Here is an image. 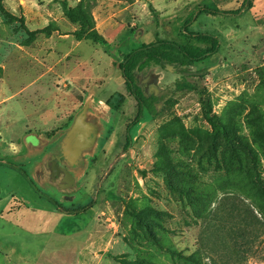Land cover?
<instances>
[{
	"label": "rangeland",
	"instance_id": "rangeland-1",
	"mask_svg": "<svg viewBox=\"0 0 264 264\" xmlns=\"http://www.w3.org/2000/svg\"><path fill=\"white\" fill-rule=\"evenodd\" d=\"M188 32L219 50L138 72L161 97L157 115L141 110L121 64L156 40L207 45ZM87 101L96 142L64 163L82 173L63 187L45 161ZM0 160L25 172L0 165V210L16 174L51 210L45 196L102 210L39 212L15 233L0 213V264H264V0H0Z\"/></svg>",
	"mask_w": 264,
	"mask_h": 264
},
{
	"label": "trees",
	"instance_id": "trees-1",
	"mask_svg": "<svg viewBox=\"0 0 264 264\" xmlns=\"http://www.w3.org/2000/svg\"><path fill=\"white\" fill-rule=\"evenodd\" d=\"M252 1L253 0H248L249 4H251ZM69 14L70 17L75 21H80L81 23L88 21V18L83 14H78L74 11H70ZM187 36L198 38L199 41L207 45L205 47L192 46L179 43L175 40H156L155 42H151L149 44H142L137 49L132 50L127 55L125 61L121 64L120 67L122 69V74L125 79L127 90L131 95L135 96L136 100H138V105L141 110L147 108L152 115H157L159 111L158 103L161 97L158 94L145 96V94L140 90L137 84L136 74L138 72L145 71L153 65H162L163 67L176 65L178 68H182L181 70L182 72H184L183 69L189 68L191 65H193V63L204 61L208 57H211L212 55L217 53V51L219 50L220 40L217 36L211 33L188 32ZM79 38H83L82 35H79ZM85 39H91L94 42H98L100 40V38L97 37L94 32L88 33L85 36ZM117 96L119 98V103L116 102L114 104L113 99L115 98V96L111 97V99L108 100V104L115 109L119 108L120 103H122L126 99L125 95L122 93L118 94ZM211 122L213 126L216 127V129L219 130L221 128L216 118H213L212 116ZM2 164L16 168L18 171L25 175V172L17 165L0 160V165ZM45 197L55 206H59V204L52 198L48 196Z\"/></svg>",
	"mask_w": 264,
	"mask_h": 264
},
{
	"label": "crops",
	"instance_id": "crops-1",
	"mask_svg": "<svg viewBox=\"0 0 264 264\" xmlns=\"http://www.w3.org/2000/svg\"><path fill=\"white\" fill-rule=\"evenodd\" d=\"M89 101L85 104V107L87 108L84 117L82 118L80 122V128L78 129V132L73 136L70 143H64L62 147L63 155L62 161L59 160V156H53L54 158L45 161V167L46 168H53L54 173V180L59 179L60 176L64 178L63 180V187H73L77 185V175H80L82 173V170L77 167L72 173L70 170V173L74 176H70L68 173H65V165L64 163L68 161L70 164L76 165L75 162L79 158V156L83 157V154L88 149H92L95 145V140L92 138V134L94 131L93 128V121L92 117L97 116V114L94 111H91L90 105L88 104ZM84 107V108H85ZM83 108V110H84ZM36 138L37 142L31 141V145L33 143L35 145H40V138L41 136L38 134L32 135ZM33 142V143H32ZM18 173V172H17ZM16 174V173H15ZM17 177L15 179H18V182L12 186V189L10 190V193L6 197V202L4 204V209L0 210V213H2V217L4 221L7 222L8 225V231L9 233L13 232L15 233L17 229H23L24 231H27L28 229L33 230L36 229L37 224L39 222V215L44 211H49L51 213L53 212H66L69 216H79L80 213H91V218H94L95 220L100 217L102 210H101V204L99 206V212L100 214H97V205L95 204H88L87 206H81L79 209L82 210L83 207L87 209L85 212L78 211L77 208H73L70 210H67L65 208H60L59 206H56L58 208H52L45 206V203L42 199H40V195L37 194L35 188L28 183V180L26 177H23L21 174H16ZM13 177V176H12ZM11 177V178H12ZM20 177V178H18ZM24 179V182H20L21 179ZM1 200V199H0ZM5 213V215L3 214ZM97 221V220H96ZM11 260V259H10ZM9 260V261H10ZM54 262V261H53Z\"/></svg>",
	"mask_w": 264,
	"mask_h": 264
},
{
	"label": "water",
	"instance_id": "water-1",
	"mask_svg": "<svg viewBox=\"0 0 264 264\" xmlns=\"http://www.w3.org/2000/svg\"><path fill=\"white\" fill-rule=\"evenodd\" d=\"M169 67V66H168ZM87 107V106H86ZM84 108V110H82L79 115L76 117L74 123L72 124V126L68 129V133H67V137L65 138V142L64 143H70L71 139L73 138V136L78 132V129L80 128V122L82 120V118L84 117L85 115V112L87 111L86 109L87 108ZM94 139V137H92ZM95 140V139H94ZM63 155V152L62 154ZM61 155H59V160L62 161V157ZM82 157L79 156V158L76 160L75 164L79 162V160L81 159ZM65 173H68L70 176L74 177L70 171L67 169V167H65V170H64Z\"/></svg>",
	"mask_w": 264,
	"mask_h": 264
}]
</instances>
